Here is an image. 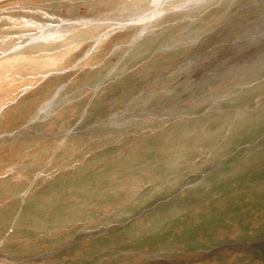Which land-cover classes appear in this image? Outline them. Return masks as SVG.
<instances>
[{"label":"rangeland","instance_id":"rangeland-1","mask_svg":"<svg viewBox=\"0 0 264 264\" xmlns=\"http://www.w3.org/2000/svg\"><path fill=\"white\" fill-rule=\"evenodd\" d=\"M0 264H264V0H0Z\"/></svg>","mask_w":264,"mask_h":264}]
</instances>
